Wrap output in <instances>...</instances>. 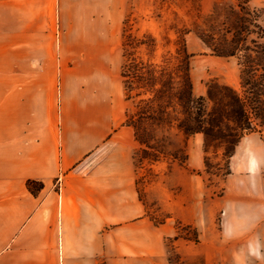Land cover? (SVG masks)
<instances>
[{"label":"crops","instance_id":"obj_1","mask_svg":"<svg viewBox=\"0 0 264 264\" xmlns=\"http://www.w3.org/2000/svg\"><path fill=\"white\" fill-rule=\"evenodd\" d=\"M38 2L45 1L0 0V264H172L165 239L174 227L155 224L138 191L136 142L110 34L77 40L69 66L67 33L58 51L35 21L22 29L21 10L54 7L61 26L80 23L65 19L68 10L92 19L96 9L106 26L117 0ZM235 147L229 186L237 189L207 209L256 219L257 236L207 264H264V142L248 134ZM176 201L174 215L197 216L195 193Z\"/></svg>","mask_w":264,"mask_h":264},{"label":"rangeland","instance_id":"obj_2","mask_svg":"<svg viewBox=\"0 0 264 264\" xmlns=\"http://www.w3.org/2000/svg\"><path fill=\"white\" fill-rule=\"evenodd\" d=\"M43 1L38 5L51 0ZM61 12L57 7L21 10L22 29L35 21L41 33L53 36L58 51L61 36L67 33L69 66L76 60L71 51L76 50L77 40L89 33L110 34L127 95V121L136 142L133 162L138 191L149 218L174 227L165 239L172 264H207L234 244H251L257 236L253 233L256 219L229 217L222 210L210 212L207 206L210 200L237 189L233 186L230 191L229 186L236 174L232 165L238 142L232 145L231 141L239 132L230 89L249 97L256 130L243 136L255 134L264 142V96L258 105L250 94V82L257 76L264 79L260 66L255 72L249 68L258 63L255 50L263 41L259 26L264 30V0H117V10L111 11L106 26L98 24L103 12L97 9L90 11L92 19L85 18L89 11H66L67 21L80 22L68 27L61 26ZM80 49H87V44ZM229 50L235 55H217ZM208 55L220 58L208 63ZM186 63L193 111L203 114L207 134L186 132L180 126L196 124L186 119L182 105ZM122 69L128 75L126 89ZM173 166L178 167L174 172ZM193 193L198 212L187 222L186 217L173 214V205L178 199L185 204Z\"/></svg>","mask_w":264,"mask_h":264},{"label":"trees","instance_id":"obj_3","mask_svg":"<svg viewBox=\"0 0 264 264\" xmlns=\"http://www.w3.org/2000/svg\"><path fill=\"white\" fill-rule=\"evenodd\" d=\"M260 31H261V38L263 41L259 44H257V49L255 50L256 54H259L257 57L258 63H253L249 65L250 71L255 72L257 71V66L261 67L262 73L261 75L263 76L264 79V30L259 26ZM234 50H229L227 52H218V56H231L235 55ZM185 79H184V85H185V90L182 93V105L185 110V115L186 119L190 120L193 119L196 124H191L190 122H185L182 125H180L186 132H203L205 134L209 133L208 128L205 127L203 124V114L201 112H194L193 111V103L195 102V99L193 98L192 95V90H191V83L188 77V66L187 63L185 64ZM121 76L124 78V88H127L126 84V78H127V73H125V70L122 69ZM256 76V75H255ZM249 84V81H246ZM251 85L253 86L250 90V94L254 100V104H261L262 99L261 97L264 96V81H260L259 77H255L253 81L250 82ZM229 96L234 102L232 104V112H234L237 115L236 119V126L239 130L238 134L235 135V138L231 141L232 145H235L236 142L243 136V134L246 131H254L256 130L255 125L253 124V120L250 116L249 110H248V95H243L240 96L235 90L230 89L229 90ZM127 98V95L125 96ZM258 105L256 106H250V108H258ZM260 109V107H259ZM253 110V109H252ZM256 112V111H255ZM127 116L125 123L129 124L127 121ZM218 126V124H217ZM32 182H28V186H31Z\"/></svg>","mask_w":264,"mask_h":264}]
</instances>
